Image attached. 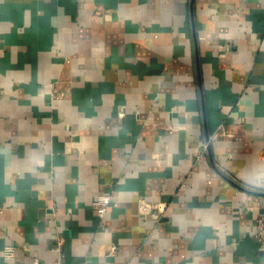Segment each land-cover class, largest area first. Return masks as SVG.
<instances>
[{
    "label": "crops",
    "instance_id": "obj_1",
    "mask_svg": "<svg viewBox=\"0 0 264 264\" xmlns=\"http://www.w3.org/2000/svg\"><path fill=\"white\" fill-rule=\"evenodd\" d=\"M263 206L264 0H0V264H264Z\"/></svg>",
    "mask_w": 264,
    "mask_h": 264
},
{
    "label": "built area",
    "instance_id": "obj_2",
    "mask_svg": "<svg viewBox=\"0 0 264 264\" xmlns=\"http://www.w3.org/2000/svg\"><path fill=\"white\" fill-rule=\"evenodd\" d=\"M223 132V126L220 127V130ZM112 200V194H99L95 199V208L94 212L97 216L103 218L107 212L108 206L110 205ZM139 211L143 215H154L159 219L161 217V213L164 211V204L163 203H155L149 202L145 199H142L139 203ZM256 239L264 243V206L260 216L257 218L256 221ZM63 244V239L58 238L55 245V250L60 251ZM116 246L112 248L115 250ZM17 247L15 245H7L4 248V256L8 260H14L16 257ZM35 263H38L39 260L35 258ZM53 264H67L62 257H59L55 260Z\"/></svg>",
    "mask_w": 264,
    "mask_h": 264
},
{
    "label": "water",
    "instance_id": "obj_3",
    "mask_svg": "<svg viewBox=\"0 0 264 264\" xmlns=\"http://www.w3.org/2000/svg\"><path fill=\"white\" fill-rule=\"evenodd\" d=\"M206 138H207V140L209 139V133H208V130H206ZM210 147V146H209ZM209 147H208V149H209ZM210 150V149H209Z\"/></svg>",
    "mask_w": 264,
    "mask_h": 264
}]
</instances>
